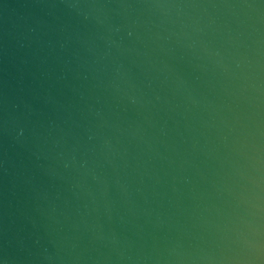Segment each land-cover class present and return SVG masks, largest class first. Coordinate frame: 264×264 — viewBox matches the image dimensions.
Instances as JSON below:
<instances>
[{
  "label": "water",
  "instance_id": "obj_1",
  "mask_svg": "<svg viewBox=\"0 0 264 264\" xmlns=\"http://www.w3.org/2000/svg\"><path fill=\"white\" fill-rule=\"evenodd\" d=\"M0 264H264V0H0Z\"/></svg>",
  "mask_w": 264,
  "mask_h": 264
}]
</instances>
